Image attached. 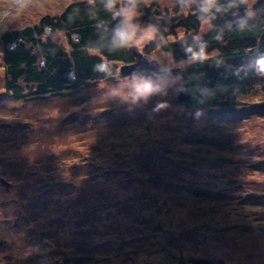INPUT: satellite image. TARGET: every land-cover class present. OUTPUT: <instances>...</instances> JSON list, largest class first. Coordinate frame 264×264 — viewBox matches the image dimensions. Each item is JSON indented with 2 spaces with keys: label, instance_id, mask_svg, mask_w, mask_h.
Masks as SVG:
<instances>
[{
  "label": "rangeland",
  "instance_id": "374dc122",
  "mask_svg": "<svg viewBox=\"0 0 264 264\" xmlns=\"http://www.w3.org/2000/svg\"><path fill=\"white\" fill-rule=\"evenodd\" d=\"M80 1L93 0H0V264H264V60L249 59L254 89L230 108L178 109L181 75L118 74L14 101L2 35ZM142 1L178 26L164 38L143 6L125 5L143 53L183 37L190 6L201 5ZM259 1L245 0L247 17ZM52 40L69 51L63 34ZM145 54L161 71L179 67L162 47ZM145 82L150 90L137 92Z\"/></svg>",
  "mask_w": 264,
  "mask_h": 264
},
{
  "label": "trees",
  "instance_id": "16d2710c",
  "mask_svg": "<svg viewBox=\"0 0 264 264\" xmlns=\"http://www.w3.org/2000/svg\"><path fill=\"white\" fill-rule=\"evenodd\" d=\"M188 20L191 28L175 42L162 46L154 40L151 51L163 48L179 66L181 75L178 109L206 110L236 106L235 97L253 91L255 71L249 59L264 60V0L255 15L246 16L245 0H216L208 5L197 0ZM93 0L75 2L59 16H45L38 25L2 35L4 85L14 101L76 91L88 82L120 74L118 64L130 65L133 39L119 44L117 31L127 27L125 5L143 6L145 15L162 37L175 34L174 19L161 11L157 1L144 7L142 0ZM205 16L210 31L201 33L199 18ZM46 30H49L48 32ZM63 34L69 51L52 38ZM160 37V36H159ZM259 69V67H258ZM261 84L264 89V69ZM191 264H222L193 260Z\"/></svg>",
  "mask_w": 264,
  "mask_h": 264
},
{
  "label": "water",
  "instance_id": "95a60500",
  "mask_svg": "<svg viewBox=\"0 0 264 264\" xmlns=\"http://www.w3.org/2000/svg\"><path fill=\"white\" fill-rule=\"evenodd\" d=\"M131 54L135 58V62L130 65H123L120 68V75L136 76L142 80H160V79H173L179 73L180 69L173 70H160V64L158 61L150 57V55L140 52L135 46L131 47ZM264 106V104H263ZM5 186L9 187V184L2 180Z\"/></svg>",
  "mask_w": 264,
  "mask_h": 264
},
{
  "label": "clouds",
  "instance_id": "9594fccd",
  "mask_svg": "<svg viewBox=\"0 0 264 264\" xmlns=\"http://www.w3.org/2000/svg\"><path fill=\"white\" fill-rule=\"evenodd\" d=\"M114 3H115V0H111L110 6H112ZM122 12L126 18L127 27L125 29L117 31V40H118V43L121 45L126 44L129 41H131L135 35V28L130 23L132 15H133L132 11L122 10ZM150 88H151V85L145 82V83L139 84L136 90L137 92L143 94L149 91Z\"/></svg>",
  "mask_w": 264,
  "mask_h": 264
},
{
  "label": "built area",
  "instance_id": "2783aa9c",
  "mask_svg": "<svg viewBox=\"0 0 264 264\" xmlns=\"http://www.w3.org/2000/svg\"><path fill=\"white\" fill-rule=\"evenodd\" d=\"M47 32L49 31V30H46Z\"/></svg>",
  "mask_w": 264,
  "mask_h": 264
}]
</instances>
